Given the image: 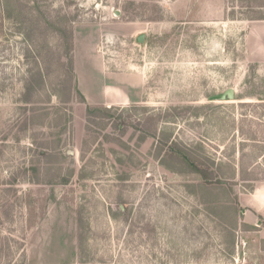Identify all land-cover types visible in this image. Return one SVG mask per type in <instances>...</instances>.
<instances>
[{"label":"rangeland","instance_id":"374dc122","mask_svg":"<svg viewBox=\"0 0 264 264\" xmlns=\"http://www.w3.org/2000/svg\"><path fill=\"white\" fill-rule=\"evenodd\" d=\"M86 59L141 96L90 106ZM263 237L264 0H0V264H264Z\"/></svg>","mask_w":264,"mask_h":264},{"label":"crops","instance_id":"0c3cea01","mask_svg":"<svg viewBox=\"0 0 264 264\" xmlns=\"http://www.w3.org/2000/svg\"><path fill=\"white\" fill-rule=\"evenodd\" d=\"M77 62V58H76ZM93 77L88 72L78 73V86L86 102L95 107H115L128 105L141 96L145 80L143 74L111 75L105 71L97 70L94 60L86 59ZM96 72L100 77H96ZM264 241V237H263ZM264 244V242H263Z\"/></svg>","mask_w":264,"mask_h":264},{"label":"trees","instance_id":"16d2710c","mask_svg":"<svg viewBox=\"0 0 264 264\" xmlns=\"http://www.w3.org/2000/svg\"><path fill=\"white\" fill-rule=\"evenodd\" d=\"M70 51H73V50L70 49ZM70 66H71V69L73 70V72H75L74 68H73V58L72 57H70ZM80 93L81 92H79V94ZM80 95L82 96L83 100L86 102L85 97L82 94H80ZM184 156H186V155L182 154V152H181L180 153V159H182V161L185 162V164L190 165L191 168L193 170H195L201 176L203 181L208 182V181H212L213 179H215V180L218 179L216 174L212 173V175H210L211 170H205V168L202 166V164L201 165L197 164L196 161H192L189 158H185Z\"/></svg>","mask_w":264,"mask_h":264},{"label":"water","instance_id":"95a60500","mask_svg":"<svg viewBox=\"0 0 264 264\" xmlns=\"http://www.w3.org/2000/svg\"><path fill=\"white\" fill-rule=\"evenodd\" d=\"M120 14H121V11H117L116 15L120 16ZM145 37L146 36L144 34L140 35L139 38H138V42L139 43H144ZM234 97H235V90L234 89H229V90H227L225 92V94H223L221 96L220 100H222V101L234 100Z\"/></svg>","mask_w":264,"mask_h":264}]
</instances>
